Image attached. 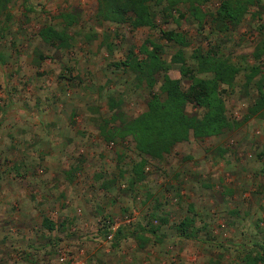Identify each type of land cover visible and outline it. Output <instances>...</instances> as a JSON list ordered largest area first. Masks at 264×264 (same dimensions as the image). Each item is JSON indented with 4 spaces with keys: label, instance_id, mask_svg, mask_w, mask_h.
Here are the masks:
<instances>
[{
    "label": "rangeland",
    "instance_id": "1",
    "mask_svg": "<svg viewBox=\"0 0 264 264\" xmlns=\"http://www.w3.org/2000/svg\"><path fill=\"white\" fill-rule=\"evenodd\" d=\"M220 1L188 0L178 4L172 17L163 11L166 3L153 6L155 30L101 21L96 0L10 3L0 16V264H143L145 254L135 249L139 242L146 243L148 262L153 264H242L254 245H264V110L245 119L256 91L253 84L243 89L242 75L223 94L228 118L238 127L219 137L190 138L160 161L148 159L144 179L134 185L131 166L138 155L131 139L106 134L109 140L104 141L97 130L109 120L110 97L120 101L119 110L128 120L144 112L150 93L158 92L160 79L150 91L132 73L113 66L130 49L138 54L147 39L164 45L170 77L187 87L178 65L170 63L176 48L160 39L159 30L186 36L190 45L184 55L191 67L192 50L210 46L243 64L260 38L264 0L262 9L250 7L240 25L224 33L211 19ZM193 3H200L204 16L200 28L188 11ZM66 14L75 18L70 26L63 18ZM46 25L67 28L69 47L44 44L37 33ZM49 110L58 125L41 131L47 137L44 142L33 130L44 127L43 113ZM187 110L199 113L191 106ZM66 123L95 129L89 131L87 143L67 142L57 131ZM118 125L110 122L111 134ZM98 170L107 176L94 179L91 174ZM101 178L110 179L106 188L116 189L108 193L113 204L120 207L117 197L124 193L130 194V204L123 210L111 205L98 209L95 217L102 231L93 257L86 245L94 235L82 230L79 215H66L64 194L73 186L86 187L103 190L107 199L106 188L98 185ZM42 216L57 231L40 234ZM185 216L194 219L195 239L177 235L174 225ZM159 219H167V224L160 225ZM119 226L134 235L116 243L113 232ZM150 227L155 229L152 236L146 235Z\"/></svg>",
    "mask_w": 264,
    "mask_h": 264
},
{
    "label": "trees",
    "instance_id": "2",
    "mask_svg": "<svg viewBox=\"0 0 264 264\" xmlns=\"http://www.w3.org/2000/svg\"><path fill=\"white\" fill-rule=\"evenodd\" d=\"M12 1L0 0V16L7 13ZM186 1L188 0H96V15L101 21L117 25L128 23L132 29L155 30L157 25L153 6L166 3L163 11H168V15L172 17V12L176 11L178 4ZM194 3L190 5L188 11L200 28L204 16L198 9L200 3ZM255 6L262 9L259 0H221L211 19L216 30L224 33L238 27L250 7ZM72 17L69 14L63 15L67 26L74 21L75 18ZM179 17L182 18L183 15ZM257 32L260 38L248 58L243 57V64L225 57L218 46H210L206 50L200 47L192 50L190 59L195 61V65L191 67L184 55V49L190 45L186 36L172 30H159L160 39L176 48L170 63L178 65L179 75L187 79L188 84L184 88L179 78L170 77L169 66L164 60L165 47L157 40H145L139 47L138 54L130 49L124 60L113 64L116 68L132 73L136 82L144 84L150 91L160 79L158 92L150 93L146 110L134 118L125 119L119 110L120 101L113 97L108 99V111L111 114L109 120L103 121L100 132L105 141L109 140L106 134L118 139H131L138 160L131 166L130 185L144 179L148 159L160 161L169 155L177 144L187 142L190 138L200 140L219 137L224 132L238 127V123L228 118L223 94L226 89L233 87L239 76L244 77L243 89H248L253 84L256 91V97L247 108L245 119L264 110V25L259 26ZM38 36L44 44L58 48L69 47L71 41L67 28L57 30L51 25L43 26ZM189 106L199 113H189L187 110ZM110 122L119 124L113 134L108 128ZM159 223L166 225L167 219H159ZM193 224L194 219L186 216L175 224L174 228L181 238L192 239ZM42 226L47 231L54 229V223L48 218L43 219ZM148 231L151 234L155 233L152 227ZM134 233L124 226L119 227L114 231L113 239L120 240L133 236ZM241 262L264 264V245H254L252 252L245 254Z\"/></svg>",
    "mask_w": 264,
    "mask_h": 264
},
{
    "label": "crops",
    "instance_id": "3",
    "mask_svg": "<svg viewBox=\"0 0 264 264\" xmlns=\"http://www.w3.org/2000/svg\"><path fill=\"white\" fill-rule=\"evenodd\" d=\"M263 0H259V2H261V4L263 3L262 2ZM42 28V27H41ZM40 28V29H41ZM39 29V30H40ZM39 32V31H38ZM38 34V33H37ZM49 112H44L43 114H45L44 118H47L46 121L44 122L42 118V124L44 125V127L40 128L38 125L37 127L35 128V134L38 136V138L41 137V139L44 141V142H47V137H45L44 135H41V131L45 129L46 126H49L51 128V126H54L55 125H58V120H51V110H49ZM50 114V115H49ZM50 116V117H49ZM77 125V124H76ZM95 128H93L92 126H89V125H84V126H80V125H77L76 127L74 126L73 128L68 124H64V125H61V126H57V131H60V133L62 132V136H60V138H63L65 141L67 142H71L70 140H72L74 142H78L80 144V142L82 140H85L84 143H87L86 141V138H88V134L90 130H94ZM51 130V129H50ZM97 130H100V127L98 126L97 127ZM74 131V132H72ZM78 131H79V134H78ZM99 134V133H98ZM82 135V136H81ZM101 135V134H100ZM56 138H58V135L56 134L55 135ZM102 137V136H101ZM50 139V138H49ZM95 140H97L99 142V144H101V142L99 141V136L96 135L95 136ZM102 140H104V138L102 137ZM51 142V140H49ZM105 141V140H104ZM91 143V142H89ZM186 143V142H185ZM172 152V151H171ZM170 152V153H171ZM88 168H90L91 166L88 165ZM101 175H105V177L107 176L106 174H104V172L102 170H98L97 172H92L91 176L93 177L94 176V179H97L99 178ZM110 184V179L108 178H101V182H99V188H106L107 186L106 185H109ZM74 187V186H73ZM73 187H70L68 188V192L64 194L65 198H66V201L65 203L68 205L66 209V215H69V216H73V217H76V215H79L81 218L79 219V221L83 222V225H82V230H85V232L88 233V231L90 232V234L94 235V239L91 243H88L86 245L87 250H90L89 252H91L89 255H94V251H93V248L96 246V241H99V237H101V229L99 227V225L97 224L98 223V220L97 218L95 217V215H97V212H98V209H104V208H110L109 205L113 206V207H116L117 205L113 204V198L110 199L109 198V194H112L113 192H115V188L113 186H109L108 188H106L107 190V195H108V198L105 199L104 198V192L103 190H96L94 192H91L89 191L86 187L85 189L84 188H81L79 190H76L75 188ZM106 192V191H105ZM121 192V191H120ZM109 193V194H108ZM118 193V192H117ZM123 193V192H122ZM120 195V194H119ZM129 197H130V194H121L119 197H117L118 200L121 201V205L120 207L122 208V210L125 208V207H128L129 206ZM116 198V197H114ZM111 201V202H110ZM119 201V202H120ZM117 206V210H120ZM124 207V208H123ZM121 212V211H120ZM131 219L134 218V215L131 214ZM186 217V216H185ZM44 218H48V217H41V220L39 222L41 228L43 229L42 230V233L40 234H44L46 236L45 233L47 232H54V231H57V226L54 224V229L52 231H47L43 226H42V222H43V219ZM49 219V218H48ZM183 219V218H182ZM181 219V220H182ZM50 220V219H49ZM52 222V221H51ZM53 223V222H52ZM179 223V222H178ZM177 223V224H178ZM119 227H123V226H119ZM118 227V228H119ZM88 230V231H87ZM115 231V230H114ZM108 233V232H107ZM114 233V232H113ZM146 235H150L152 236V234H150L149 232L146 234ZM178 235V233H177ZM99 236V237H98ZM128 237V236H127ZM127 237H124L123 239H120V240H115L114 241L116 243H120L121 241L123 242H126V238ZM130 237V236H129ZM178 237H180L178 235ZM181 238V237H180ZM109 239V237H108ZM148 239V238H147ZM183 239V238H182ZM192 239H195V237H193ZM186 240H190V239H186ZM147 241V240H146ZM148 242V241H147ZM140 245H138L135 249H137V251H143V253L145 254L144 255V263L143 264H153L154 262H151L149 263V259H150V255L151 254H148L149 251L145 249V245L143 242H139ZM86 250V251H87ZM92 255V256H93ZM135 255V254H134ZM95 257V256H93ZM92 257V258H93ZM134 257L133 256V260H134ZM91 258V259H92ZM94 259V258H93ZM153 259V258H152ZM100 260V259H99ZM129 260V259H128ZM117 263V262H116ZM118 264V263H117ZM124 264V263H122Z\"/></svg>",
    "mask_w": 264,
    "mask_h": 264
},
{
    "label": "built area",
    "instance_id": "4",
    "mask_svg": "<svg viewBox=\"0 0 264 264\" xmlns=\"http://www.w3.org/2000/svg\"><path fill=\"white\" fill-rule=\"evenodd\" d=\"M73 264H75V263H73Z\"/></svg>",
    "mask_w": 264,
    "mask_h": 264
}]
</instances>
